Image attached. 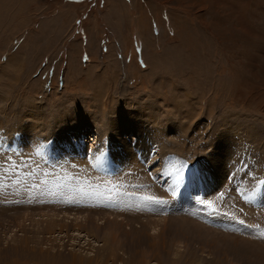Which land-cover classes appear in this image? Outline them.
Returning a JSON list of instances; mask_svg holds the SVG:
<instances>
[{"label":"rangeland","instance_id":"1","mask_svg":"<svg viewBox=\"0 0 264 264\" xmlns=\"http://www.w3.org/2000/svg\"><path fill=\"white\" fill-rule=\"evenodd\" d=\"M0 129V264H264V0H0Z\"/></svg>","mask_w":264,"mask_h":264},{"label":"bare ground","instance_id":"2","mask_svg":"<svg viewBox=\"0 0 264 264\" xmlns=\"http://www.w3.org/2000/svg\"><path fill=\"white\" fill-rule=\"evenodd\" d=\"M202 216H203V215H202ZM115 218H116V219H113L114 221L118 220V219H117V216H116ZM204 218H205V217H204ZM175 220H177V219H175ZM178 221H181V223L183 222V224H184V223H185V224L187 223V224H190V225H192V226H195V227H192V229H193V228H195V229L197 228V230L200 229V231H204L205 233L208 232V228H206V227H204L203 225H200V224H198V223H195V222L192 221V220H191V221H188V220H186V219H181V220H178ZM172 222H174V221H172ZM201 222H202V220H201ZM187 224H186V225H187ZM188 228H189V227H188ZM190 228H191V227H190ZM197 230H196V231H197ZM191 231L194 232L193 230H191ZM198 231H199V230H198ZM200 231L197 232V233H200ZM192 232H191V233H192ZM211 232L213 233V231H210V233H211ZM208 235H209V234H208ZM221 236H222V235H221ZM227 236H228V235H227ZM227 238H228V237H227ZM229 238H230V237H229ZM233 239H234V238H233ZM87 240H88V238H87ZM238 242H240V241H238ZM204 243H205V242H204ZM240 243H241V242H240ZM241 244H244V242L241 243ZM115 257H116V256H115Z\"/></svg>","mask_w":264,"mask_h":264},{"label":"crops","instance_id":"3","mask_svg":"<svg viewBox=\"0 0 264 264\" xmlns=\"http://www.w3.org/2000/svg\"><path fill=\"white\" fill-rule=\"evenodd\" d=\"M3 137L5 136L1 133V129H0V140H2Z\"/></svg>","mask_w":264,"mask_h":264},{"label":"snow or ice","instance_id":"4","mask_svg":"<svg viewBox=\"0 0 264 264\" xmlns=\"http://www.w3.org/2000/svg\"><path fill=\"white\" fill-rule=\"evenodd\" d=\"M149 199H152L151 197H149Z\"/></svg>","mask_w":264,"mask_h":264}]
</instances>
